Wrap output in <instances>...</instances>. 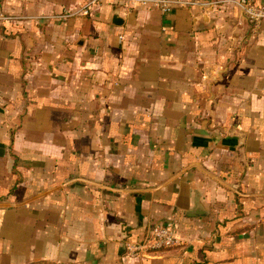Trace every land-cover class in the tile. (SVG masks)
I'll use <instances>...</instances> for the list:
<instances>
[{
    "label": "crops",
    "instance_id": "0c3cea01",
    "mask_svg": "<svg viewBox=\"0 0 264 264\" xmlns=\"http://www.w3.org/2000/svg\"><path fill=\"white\" fill-rule=\"evenodd\" d=\"M88 1L0 0V264H264V20Z\"/></svg>",
    "mask_w": 264,
    "mask_h": 264
},
{
    "label": "built area",
    "instance_id": "2783aa9c",
    "mask_svg": "<svg viewBox=\"0 0 264 264\" xmlns=\"http://www.w3.org/2000/svg\"><path fill=\"white\" fill-rule=\"evenodd\" d=\"M102 3H124L125 7L129 4H144L151 7L160 8L164 13L171 11L175 5H199L203 8L217 7L229 8L235 6L245 19L254 27H258L264 20V4L257 0H206L199 2L185 0H89L85 5L75 11L64 10L57 17H68L73 14L89 15L95 6ZM124 36L120 35V39ZM182 244L178 228L173 222L154 225L149 234L144 239L128 241L126 244V254L129 257H139L144 254H153L165 249H170Z\"/></svg>",
    "mask_w": 264,
    "mask_h": 264
},
{
    "label": "water",
    "instance_id": "95a60500",
    "mask_svg": "<svg viewBox=\"0 0 264 264\" xmlns=\"http://www.w3.org/2000/svg\"><path fill=\"white\" fill-rule=\"evenodd\" d=\"M114 22H115V23H121V22H122V19H121V17H119L118 14H115V15H114Z\"/></svg>",
    "mask_w": 264,
    "mask_h": 264
}]
</instances>
